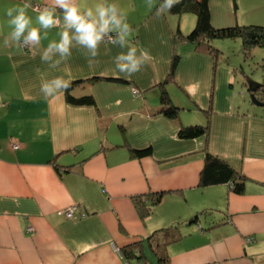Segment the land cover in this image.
I'll return each mask as SVG.
<instances>
[{"label":"crops","instance_id":"crops-1","mask_svg":"<svg viewBox=\"0 0 264 264\" xmlns=\"http://www.w3.org/2000/svg\"><path fill=\"white\" fill-rule=\"evenodd\" d=\"M24 2L0 0V264H139L120 250L138 241L141 264H157L148 238L160 229V243L179 235L166 247L172 264H264V112L236 106V77L227 64L188 42L175 45L176 31L189 33L196 16L174 14L162 7L164 0H76L82 10L108 2L127 14L129 46L149 57L128 76L114 60L127 49L105 39L96 57L73 40L70 56L57 67L41 61L63 30L60 9L61 25L38 47L10 38L5 45L11 29L4 9ZM28 2L38 27L34 9L51 7V0ZM243 6L259 10L261 20H241ZM210 12L217 28L264 25L257 0H210ZM175 50L181 62L165 88L180 112L171 118L160 112V84ZM96 76L123 80L73 89L74 96L91 95L95 105L69 103L65 89L48 97L40 91L56 77ZM207 123L206 136L178 135L183 126ZM144 148L151 153L132 155L131 149ZM207 151L236 169L244 192L227 183L200 185ZM160 192L161 200L142 216L138 199L150 206V195ZM72 206L76 217L68 218Z\"/></svg>","mask_w":264,"mask_h":264},{"label":"trees","instance_id":"trees-1","mask_svg":"<svg viewBox=\"0 0 264 264\" xmlns=\"http://www.w3.org/2000/svg\"><path fill=\"white\" fill-rule=\"evenodd\" d=\"M170 12L174 14L193 13L196 15L195 26L189 33H183L180 29L176 31L174 36L175 45L182 42H188L194 45L198 52L207 53L214 58L217 57L219 49L212 45V41L215 39H236L240 38L242 42V48L245 54H249L250 51L257 46L264 47V25L258 24H246V25H234L229 27L217 28L212 25L211 12H210V0H177L173 3L171 8H168ZM113 35L112 33H110ZM23 44V42H22ZM217 59V58H216ZM181 62V55L174 52L171 62V69L167 79L160 84L161 86V109L160 112L165 116L176 118L179 115L180 107L175 105L168 91L165 88L166 82L175 76ZM100 80H113L122 81L118 78H102L92 77L88 79H80L70 82V87L65 89L66 100L74 105L85 106L95 105V100L91 95L74 96L72 94L73 89L84 82H97ZM260 94V96H259ZM260 99H264V88L258 92ZM209 117V116H208ZM209 123L205 125L194 124L189 126H183L180 128L178 135L182 139H192L203 135H208ZM133 156H146L151 153V148L144 149H131ZM227 183L234 192L241 194L244 192V178L233 168L228 162L220 157L213 155L210 152H206L205 163L200 175V185L210 186ZM162 198V193L150 195L151 205L147 206L143 200L138 199V206L142 216L150 214L152 205L157 204ZM163 229L157 230L153 235L148 238L150 242L151 250L157 257V264H172L170 255L166 249L170 242H174L179 239L178 234H173L170 238L165 239L162 243L156 240L158 234ZM142 241L131 243L123 248H120L121 253L126 256H137L139 258V264L143 262L142 258L144 252L142 251Z\"/></svg>","mask_w":264,"mask_h":264},{"label":"clouds","instance_id":"clouds-1","mask_svg":"<svg viewBox=\"0 0 264 264\" xmlns=\"http://www.w3.org/2000/svg\"><path fill=\"white\" fill-rule=\"evenodd\" d=\"M175 0H164L162 7L171 8ZM52 6L36 11L35 23L28 15L27 10L32 7L25 0L22 7L14 6L4 9L7 18V26L11 29L5 38V45L9 38L17 43L23 42L24 46H39L42 39H47L48 31L61 25V18L57 15V9L62 11V31L59 32V40L50 41L41 55V61H51V67H57L61 61L70 56V47L75 40L81 45H86L92 57L98 55V47L107 36V42L118 45L121 49H127L114 58L116 69L120 73L131 76L137 73L140 66L149 58L148 53L140 52L137 48L129 46L131 26L127 22V14L118 9L115 3H97L93 7L84 8L76 3V0H51ZM119 11V16H118ZM74 31H71L73 30ZM115 33V35H110ZM59 53V59L53 60V56ZM70 82L62 77L42 82L40 91L45 97L54 96L58 91L68 89Z\"/></svg>","mask_w":264,"mask_h":264},{"label":"rangeland","instance_id":"rangeland-1","mask_svg":"<svg viewBox=\"0 0 264 264\" xmlns=\"http://www.w3.org/2000/svg\"><path fill=\"white\" fill-rule=\"evenodd\" d=\"M257 1L264 9V0ZM244 2L249 4L248 1ZM245 6L248 7L247 5ZM262 15L263 14H261L259 10L255 11L253 7L245 9L243 6V10L241 11V20L243 19L247 22L259 21L261 20ZM212 45L219 49L216 57L217 61L220 64H227L233 71L235 75L234 77H236V81L234 83V88L236 90L235 96H237L236 106H239L238 108L241 110L252 108V110L256 109L264 112V107L253 103L251 93L248 91L246 83L248 79H251L264 85V47H254L249 54H245L240 38L215 39L212 41Z\"/></svg>","mask_w":264,"mask_h":264},{"label":"water","instance_id":"water-1","mask_svg":"<svg viewBox=\"0 0 264 264\" xmlns=\"http://www.w3.org/2000/svg\"><path fill=\"white\" fill-rule=\"evenodd\" d=\"M248 86V91L251 93L252 101L255 105L264 107V100L260 99L258 96V92L264 88V85L260 84L257 81L248 79L246 81Z\"/></svg>","mask_w":264,"mask_h":264},{"label":"built area","instance_id":"built-area-1","mask_svg":"<svg viewBox=\"0 0 264 264\" xmlns=\"http://www.w3.org/2000/svg\"><path fill=\"white\" fill-rule=\"evenodd\" d=\"M111 35V34H110ZM104 39L105 40H107V36L106 37H104ZM134 94H138V91L137 90H135L134 91ZM20 147V145L17 143V142H14L13 143V148L14 149H18ZM75 208H76V206H72L71 208H69V209H67L66 211H65V214H66V216L68 217V218H74V217H76V215H75ZM81 216H85V214L84 213H81ZM34 229L32 228V227H29L28 228V231H33ZM247 240L248 241H253L254 240V237H248L247 238ZM116 249L119 251V248H117L116 247Z\"/></svg>","mask_w":264,"mask_h":264},{"label":"flooded vegetation","instance_id":"flooded-vegetation-1","mask_svg":"<svg viewBox=\"0 0 264 264\" xmlns=\"http://www.w3.org/2000/svg\"><path fill=\"white\" fill-rule=\"evenodd\" d=\"M260 96V95H259Z\"/></svg>","mask_w":264,"mask_h":264}]
</instances>
